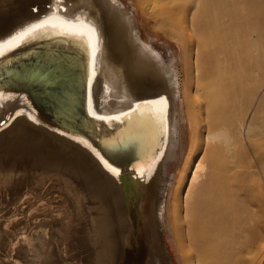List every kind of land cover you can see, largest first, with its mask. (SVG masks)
<instances>
[{
    "label": "bare ground",
    "instance_id": "obj_1",
    "mask_svg": "<svg viewBox=\"0 0 264 264\" xmlns=\"http://www.w3.org/2000/svg\"><path fill=\"white\" fill-rule=\"evenodd\" d=\"M142 2L186 45L183 88L121 0H0V67L50 39L56 53L76 57L65 63L58 55L54 83L75 89L80 76L85 89L51 100L77 123L68 128L45 118L25 91L0 87L1 220L54 218L37 243L61 246L57 257L46 252L56 264H121L135 190L143 195L147 264H175L164 228L186 264H261L255 163L264 169V0ZM200 26L209 34L196 37ZM203 68L210 72L201 77ZM17 127L34 137L25 148ZM16 230L0 225V257H14L10 264L28 258L33 239Z\"/></svg>",
    "mask_w": 264,
    "mask_h": 264
},
{
    "label": "rangeland",
    "instance_id": "obj_2",
    "mask_svg": "<svg viewBox=\"0 0 264 264\" xmlns=\"http://www.w3.org/2000/svg\"><path fill=\"white\" fill-rule=\"evenodd\" d=\"M121 1L123 2L124 5H126V7L130 10V13L135 18V20L137 22V25H138V28H139V31H140V34L142 35V37L157 52L161 53L164 62L171 63L175 67V69H177V71L179 72V74L181 76L180 79H181L182 88H183L184 85H186L188 83V81H189L188 77H187V74H188V66H187L188 59H187V49H186L185 43H183L178 36H176L175 34L170 33L169 30L165 26H162L161 24L156 23V20L154 19L153 15H152L153 13L151 14V11H149V10L154 9V8H152L153 5L150 7L146 3H143L142 0L141 1L140 0H121ZM144 4H145V8L143 9L142 6ZM148 8H150V9H148ZM197 29L198 30L194 32V35L196 37H200L201 34H203L204 31H205V33L209 34L208 29L204 30V29H202L201 26H200V28L198 27ZM206 72H210V69L203 68L201 70V77H203V74L206 73ZM263 75H264V72H263ZM197 84H199L200 87H203L202 80L198 81ZM18 129H20V130H18ZM16 130H17V133H18V137L21 136L20 137L21 139H19V140L22 143L19 142V146L22 148L25 145L24 144L25 141H26L25 139H27V137L29 135L28 136L25 135L26 137L22 136V133H20L21 132V128H19V127H17ZM13 137H15V135ZM13 137H12V135L10 136L11 139ZM15 139L17 140V137H15ZM33 139H34V137L31 136L27 140L33 141ZM2 144H6V143L4 141H2ZM12 146L13 145H11V146L8 145L6 150L8 152H10V151L14 150V148H16L15 146H13V147ZM9 147H12V148L9 149ZM255 164H256L255 170L258 173L257 182H258L260 190H261L262 199L264 200V169L262 168L261 164H259V163H255ZM175 168H176V164L174 162L171 163L170 166H169L170 173H173L175 171ZM167 188H168V186H167ZM169 192H170V190L166 193V197H167L168 200L171 197L173 191H171V195L169 194ZM127 201H128L129 208H130V214H131V218H132V221H133V225L131 226L130 231H129L130 241H129L127 247H126V253H125V256H124L121 264H147V261H148V258H149L150 247L148 245L149 241H148V238H147V232H146V228H145V220L143 219V215H142L143 195L139 194L135 190H133L132 192H130L128 194ZM165 212H166L164 214L165 215V220H167L168 219V210H166ZM64 213L65 212H61L60 215H61L62 218L64 217L65 222H67V225H68L69 222H70V219L65 217L66 214H64ZM39 217L40 216H38V218H37V216H36V218H35V216L34 217L33 216L28 217L27 216L25 218V216H24V219L26 221V222L23 221V222H25L24 225H22L23 222H21L23 220L22 217H19L20 220H19V218H17V220H15V221H13L12 219H10V221H8L7 218H4L3 220H1L2 218L0 217V220H1L0 225H2V227L5 226L7 228V226H8V228L12 229V230H13V228H16L18 230V233L21 231V233H19V236H21L20 234H23V232H27L28 231L27 234L29 235V233H30V237L33 238L31 242L29 241V245L31 247L30 250L24 254L28 258L24 259V261L21 260L20 264H27V261H29L28 264H31V262H33L32 264H43V263L51 264V263L55 262L54 261V257L51 258V260H52V262H51L48 259L50 257H48L46 255V252H47V254H50L51 251H52V253L53 252L56 253L55 254L56 257L59 254H62V251H58L57 250L58 246L55 245L56 246V248H55V246L52 245V243L50 244V247H49V244H47L45 246V242L44 241H46V240L44 238H42V241H41L43 243V244H41L42 246L38 247V243H40L39 241H40L41 237H39L37 235V233L39 235H41L40 229H42V228L44 230L42 229L41 232L42 231H46V230H47L46 232H49L48 230H50V225L52 224V221L53 222L55 221L54 218H51V217H46L47 219L44 218V217H42V218L41 217L39 218ZM5 219H6V223L4 222ZM49 220H50L51 223L49 222ZM60 221L62 223L63 220H60ZM2 222H4L5 224L2 223ZM14 222H15V224H14ZM16 222H19L21 225L19 223H16ZM46 224H48V225H46ZM15 225H17V226L20 225L19 229H18V227H14ZM45 225L49 226V228L46 227ZM10 226H11V228H10ZM25 229H27V230L23 231ZM164 231L166 232V237H168L167 240H168V243H169V246H170V250L172 252L175 264H186L185 262H182L181 255L179 253V250H178V248L176 246L175 241L171 237V234L168 233L165 228H164ZM24 234H26V233H24ZM90 244L94 245L95 242L94 243L91 242ZM259 247H260V245H259ZM259 247H258V249H259ZM38 248H39V250L36 251ZM54 248H55V250L58 251V255H57V251H55ZM59 248L61 249V246H59L58 249ZM43 250H45V251H43ZM2 251H3V249H0V253H2ZM8 252H13V251L10 250ZM14 252H16V251H14ZM36 253H37V255H36ZM38 254H39V256H38ZM44 254L46 255V257H45ZM29 255H31V256H29ZM1 257H0V264H4V263L5 264H10L11 263V259L10 258H12V260L14 259V257H11L10 255L8 256V257H10L8 259L6 257H4V256H1ZM45 258H46V260L47 259L48 260L46 261ZM9 259H10V261L8 263ZM42 261H44V262H42ZM63 261H67V260L63 259ZM71 263L75 264L76 262L75 261H70L68 264H71ZM54 264H56V263H54ZM261 264H264V260H263V262Z\"/></svg>",
    "mask_w": 264,
    "mask_h": 264
},
{
    "label": "water",
    "instance_id": "obj_3",
    "mask_svg": "<svg viewBox=\"0 0 264 264\" xmlns=\"http://www.w3.org/2000/svg\"><path fill=\"white\" fill-rule=\"evenodd\" d=\"M50 43L54 42L47 39L37 48L33 50H25L18 60L14 58L13 62L8 63L7 65L3 64L0 67V87L5 88L6 90L19 89L25 91L28 98H30L31 102L35 104V107L40 109L45 118L49 121H54L57 125L61 124L71 128L77 124L75 123V120L63 116L62 106H58L51 100H53L54 97H59L58 95L61 93L64 97L77 96L83 94L85 89L80 85L82 79L78 74L79 87L75 86V89L72 87L63 90L62 88L67 85L64 84L66 83L65 81L60 83L57 82L58 84L54 83V78L57 76L59 77L62 74L60 73L62 72V65L59 64L61 62L59 60L60 56L58 55L60 54L68 57L65 63H67V61L70 62V58L75 59L76 57L74 54L68 52L62 51V53H56L60 46L58 47L54 44L51 46ZM54 90V93L57 96L51 94ZM61 101L64 103L65 100L60 99V102ZM74 110L76 109L74 108ZM79 113L80 112H78V114ZM82 131L84 135L88 136L90 129H83Z\"/></svg>",
    "mask_w": 264,
    "mask_h": 264
}]
</instances>
